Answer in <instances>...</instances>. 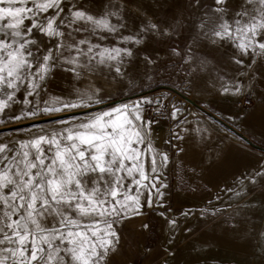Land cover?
<instances>
[{
	"label": "snow or ice",
	"instance_id": "6c2138e0",
	"mask_svg": "<svg viewBox=\"0 0 264 264\" xmlns=\"http://www.w3.org/2000/svg\"><path fill=\"white\" fill-rule=\"evenodd\" d=\"M172 7V0H151L152 10L142 0H0V125L19 130V122L34 121L25 135L0 138V264H175L176 237L191 232L181 218L193 211L172 213L169 165L181 185L185 173L199 178L232 165L222 150L207 148L211 129L199 120L192 127L181 104L139 95L155 76L129 67L139 59L154 69L149 40L184 35L183 46L169 47L181 87L202 80L243 105L236 120L258 113L264 126V0H181L159 11ZM57 79L58 93L50 90ZM161 119L163 137L152 127ZM189 138L200 151L185 147ZM220 191L235 207L209 200L198 215L232 208L225 222L255 237L264 257V217L249 232L253 214L264 212V198H255L264 195V154ZM150 213L167 226L158 260L147 259Z\"/></svg>",
	"mask_w": 264,
	"mask_h": 264
},
{
	"label": "rangeland",
	"instance_id": "374dc122",
	"mask_svg": "<svg viewBox=\"0 0 264 264\" xmlns=\"http://www.w3.org/2000/svg\"><path fill=\"white\" fill-rule=\"evenodd\" d=\"M144 5L151 9V0H142ZM173 7L160 9V12H170L181 6V0H172ZM186 37L181 35L179 40H149L147 50L158 57L159 63L154 69H145L139 59L132 62L129 71L134 75H142L144 71H150L155 76L150 88L143 91L138 90L139 95L147 94L154 97H167L169 101H174L183 106L186 110L184 116L196 126L197 120L201 121V126H207L212 131L211 140L208 141L207 148L220 149L224 152L226 159L231 162V167L223 171L215 169L206 172L202 177H192L190 173L184 174L185 184L179 183V176L173 173V166L168 167L167 183L168 200L174 215H178L181 210L191 209L193 215L186 221L181 218L182 227L186 225L191 232L180 231L176 237L174 247H178L175 264H264V257L260 256L256 247L255 237L244 239L234 231L228 220V214L233 209H227L224 215L209 217L207 219L198 215L199 209L204 207L209 200L217 207H225L231 203L235 207V200L229 199V194L221 192L220 189L228 182L233 172L241 171L246 167L254 166L257 159L264 154V151L251 146L244 137L254 144L264 148V126L261 125L258 113H253L241 120L234 117L241 115L240 109L243 105L238 100L223 98L206 90L202 80L197 81V85L190 91L181 87L183 72L179 69L178 61L170 58L169 47L175 42L183 46ZM111 44V41H105ZM173 88L189 99L197 103L201 108L189 104L181 96L170 91ZM53 92L64 90V84L57 79L51 88ZM131 99H136L132 96ZM161 107L166 108L167 102ZM78 115L83 113L78 111ZM230 117H233L230 119ZM43 128H50L54 125L46 119H38ZM34 121H21L23 128L18 129L15 123L0 125V138L8 139L13 136H22L29 132L28 125ZM161 137L166 135L167 122L161 119L159 124L152 126ZM35 130V129H33ZM159 143V141H157ZM189 151H200L192 148V141L185 144ZM207 148L201 154L206 153ZM187 185L196 188L192 191ZM207 185V188L204 186ZM210 189V190H209ZM219 192L221 199L216 200ZM256 199L264 198V195L257 193ZM152 221V232L147 237L146 243L153 249L154 253L147 259L158 260L162 252V245L167 240V226L165 221L155 213L149 214ZM264 212L257 210L252 219L254 223L249 226V232L253 228L260 229ZM141 259H144L141 257Z\"/></svg>",
	"mask_w": 264,
	"mask_h": 264
},
{
	"label": "water",
	"instance_id": "95a60500",
	"mask_svg": "<svg viewBox=\"0 0 264 264\" xmlns=\"http://www.w3.org/2000/svg\"><path fill=\"white\" fill-rule=\"evenodd\" d=\"M170 91L174 92L175 94L181 96L183 99H185L189 104L195 106V107H198V108H201L197 103H195L194 101H192L191 99H189L187 96L183 95L182 93H180L179 91L173 89V88H168ZM245 140L253 147L259 149V150H262L264 151V148L263 147H260L256 144H254L252 141H250L248 138L244 137Z\"/></svg>",
	"mask_w": 264,
	"mask_h": 264
}]
</instances>
